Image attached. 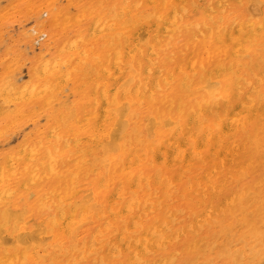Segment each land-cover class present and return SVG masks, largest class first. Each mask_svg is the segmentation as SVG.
Here are the masks:
<instances>
[{
    "label": "bare ground",
    "instance_id": "1",
    "mask_svg": "<svg viewBox=\"0 0 264 264\" xmlns=\"http://www.w3.org/2000/svg\"><path fill=\"white\" fill-rule=\"evenodd\" d=\"M53 1L32 5V32L41 54L29 71L30 85L15 93L29 92L27 98L44 100L51 109L57 97L50 84L68 78L79 81L70 93L77 100L67 94L56 103L60 112L47 129L36 131L17 153L2 158L0 227L9 222L16 226L8 236L3 235L6 228L0 229V264H207L210 252L226 250L225 264H264V206L257 218L255 211L249 212L257 203L254 192L238 187L251 167L232 170L241 151L245 155L262 144L264 125L258 122L264 91H248L246 86L255 84L251 78L261 70L264 0H83L76 19L70 10L54 8ZM147 2L152 5L145 6ZM89 16L84 27L80 22ZM231 29L245 35L246 54L238 53L239 44L233 51L221 50L213 68L202 64L197 71L196 56L186 66L198 44H207L206 52L210 43L222 46L233 35ZM100 41L103 47L97 49ZM80 71L97 72L103 79H77ZM258 80L264 83L263 77ZM9 87L0 85V95ZM90 88L93 96L88 95ZM42 91L45 97L40 98ZM145 103L151 109L147 116ZM91 151L95 163L85 169L93 168L94 181L78 189L80 172L88 164L84 158ZM54 179L67 182L64 194H57ZM32 194L37 196L36 208L52 207L49 220L34 231L26 225L25 209L13 210L17 205L9 201ZM219 196L223 199L214 208L211 203ZM47 198L52 199L49 206ZM197 205L200 209L195 210ZM241 224L249 233H240L233 243L234 228ZM205 227L215 230L198 240ZM248 234L254 245L231 250ZM182 237L187 244L174 245ZM221 241L227 242L216 252Z\"/></svg>",
    "mask_w": 264,
    "mask_h": 264
},
{
    "label": "rangeland",
    "instance_id": "2",
    "mask_svg": "<svg viewBox=\"0 0 264 264\" xmlns=\"http://www.w3.org/2000/svg\"><path fill=\"white\" fill-rule=\"evenodd\" d=\"M30 1V2H29ZM38 0H0V59L1 62L0 63V85H10L9 89H6L4 91V96H2V93L0 95V113L2 114V117H7L5 119H3L2 117H0V164L2 163L3 159L4 158L3 156H6V155H9V154H14V153H17L26 143L27 139H31L33 140L34 137H35V133L36 131L40 130V129H47L51 123H53L52 121H54V118L56 117V114H58L60 112V110H55L57 108V105L56 103L58 101H61V100H64L65 96L67 94H70L72 93L73 91V88H77V86H79V81H77L76 83H73L70 79L68 80H61V82H59L58 80L57 81H54L53 84L51 83L50 85L53 86L54 90H55V95L57 97V100L53 103L54 106L53 108H49L50 106V103H46L44 100L42 102H40V99H30V98H27V94L29 92H25V96H19L17 95L18 93H15L17 92L18 89L20 88H24L25 85L26 87L30 85L31 83V78L29 76V71H31L34 67H35V61L37 59V57L41 54L40 51L38 50V42L34 39V33L32 32V28L34 26V21H33V15L30 14V11H31V8H32V5H34L35 2H37ZM64 1V2H63ZM54 3V8L58 7L59 9H64V10H67L69 11L68 13L74 17L76 19V17L80 14L81 12V8H80V5H82L83 3V0H54L53 1ZM12 3V4H10ZM72 7H71V5ZM15 4V5H14ZM148 6V5H152L151 3L147 2L145 3V6ZM9 6V7H8ZM11 6V7H10ZM8 7V8H7ZM13 7V8H12ZM13 10H12V9ZM30 8V10H29ZM28 9V11H27ZM72 9V10H71ZM88 9V7H87ZM4 10V11H3ZM27 12H26V11ZM44 11V12H43ZM41 13H45V9L43 8L40 12V16H42V18L44 19L46 16V14H43L41 15ZM2 14V15H1ZM77 15V16H76ZM5 16V17H4ZM90 18L87 17L86 20L85 18L84 21L80 22V23H84V27H87L86 23H89L90 20H88ZM73 25L74 24V20L71 21L68 25ZM30 28V30H29ZM29 31H28V30ZM232 32L234 31V29H231ZM245 30V29H244ZM246 31V30H245ZM247 32V31H246ZM249 32V31H248ZM3 33V34H2ZM4 35V36H3ZM260 35L262 36L263 33L260 32ZM2 36V37H1ZM6 36V38H5ZM237 36V37H236ZM233 37V38H231ZM231 37H227L226 38V41L224 42V47L223 45L220 46V45H217L215 43H210L209 46L210 48H208L210 51L206 52L205 50V46L207 44H198V46L196 47L197 50H193L192 53L189 54V56L187 57V62H186V66H188L189 64V60L191 59V57H195L193 58V61L196 62V67L195 69L197 71H200V68H201V65L202 64H205L207 68H213L215 65H216V62L219 58V56H221V50H232L233 49L235 50L236 48H238L239 44H240V51L238 53L240 54H246L247 52H244L242 53L243 50H246L248 48V45L245 41V35L244 34H238V33H235L233 32V35ZM244 37V39H243ZM5 38L4 42H3V39ZM12 38V39H11ZM241 38V40H240ZM32 39L31 42H27V40H30ZM231 39H233V43L231 41ZM239 39V41L237 40ZM263 39V37H262ZM262 39H259L260 43H262ZM26 40V41H25ZM236 40V41H235ZM231 41V42H230ZM244 41V42H243ZM13 42V43H12ZM36 42V43H35ZM236 42H239V43H236ZM232 43V44H230ZM235 44V45H234ZM103 47V41H100L98 43V47L97 49H102ZM214 46V48L212 47ZM7 47V48H6ZM200 47V48H199ZM220 47V48H219ZM232 47V48H231ZM235 47V48H234ZM199 48V49H198ZM223 48V49H221ZM260 48H262L261 51H259L258 55H260L259 57V62H261L260 64L258 63V65L260 66L261 70H260V74H258V76H253L251 79L252 81L255 83L254 85H251V86H246V84L244 86H246L247 90L250 91L252 90L251 88H253V90H258V93L261 94L262 91H264V83L261 82L260 80H258L259 78L261 79V77L264 78V45L260 46ZM7 49L9 51H7ZM28 49V50H27ZM203 49L202 53H201V50ZM217 49V50H216ZM196 51V52H195ZM201 53V54H200ZM218 53V54H217ZM211 54V55H210ZM194 55V56H193ZM200 55V57H199ZM13 56V57H12ZM208 56V58H207ZM4 57V59L2 60V58ZM202 57V58H201ZM206 57V58H205ZM254 57V56H252ZM12 58V59H11ZM15 58V59H14ZM18 58V59H16ZM48 58V56L46 55L43 56V58L41 59V61H44ZM201 58V59H200ZM217 58V59H216ZM11 59V60H10ZM207 59V60H205ZM17 60V62H16ZM214 60V61H213ZM248 60V59H247ZM249 60H251V58H249ZM200 61V62H199ZM12 62V63H10ZM20 62H22L20 64ZM198 62V64H197ZM214 62V63H213ZM9 63L11 64L9 66ZM19 65L17 67V64ZM8 64V66H7ZM16 65V66H15ZM22 65V66H21ZM198 65V66H197ZM7 66V67H6ZM12 66V67H11ZM23 70H22V68ZM7 68H9V71L7 70ZM188 70H190L189 67H187ZM62 69H67V68H62ZM88 69H92V67H89ZM7 70V71H6ZM13 70V71H12ZM23 72H22V71ZM65 70H62V72H64ZM15 71V72H14ZM14 72V73H13ZM12 73L14 74L13 76L9 77V79H7L6 77L7 76H10L12 75ZM18 73V74H17ZM263 73V75H262ZM6 74V75H5ZM84 76L83 78H85V81L89 82V81H92L94 80L95 78H101L102 76H100L99 73L97 72H90V73H84V71H80L78 72V74H76V78L77 79H81L80 77L81 76ZM118 74H115L114 77H116ZM21 76V77H20ZM25 76V77H24ZM18 77H20L19 79H17ZM44 76L42 75L39 79H42ZM106 77V76H105ZM104 77V78H105ZM113 77V78H114ZM17 79V80H14ZM103 79V77H102ZM258 81H256V80ZM9 80V82L7 81ZM13 80V81H12ZM46 80V79H44ZM5 81H7V83H5ZM68 81V82H67ZM68 85H66V83ZM262 83V85H261ZM24 84V86H23ZM57 84H60V85H57ZM70 84V85H69ZM14 87H13V86ZM67 86V87H66ZM253 86V87H252ZM63 88V89H59V88ZM67 88V89H64ZM22 88V89H23ZM260 88H263L262 90ZM14 90V91H13ZM13 91V92H11ZM44 91V89H43ZM42 91V94L39 96L40 98L42 96L45 97L44 93ZM59 91V92H58ZM64 91V93H63ZM58 92V93H57ZM8 93H10L11 95H8ZM15 94V96H14ZM30 95V94H29ZM64 95V96H63ZM71 95V94H70ZM88 95H94V89L93 88H90L88 89ZM10 97V98H9ZM22 97V99H21ZM4 98H9V99H6V101L4 100ZM16 99V101H15ZM4 100V101H3ZM13 100V101H12ZM20 100V101H19ZM69 100H77L76 97H74L73 95L70 96ZM45 102V103H44ZM44 103V104H42ZM1 104L4 105V108H3V105L1 106ZM24 104V107L23 108H20L21 105ZM48 104V105H47ZM14 106V107H11V106ZM47 105V106H46ZM44 106H46L44 108ZM263 106V104H262ZM40 107V109H39ZM10 108H14V109H10ZM264 108V107H263ZM21 109V112L18 113V110ZM6 110V111H5ZM9 110V111H7ZM14 110V112L12 111ZM40 110V111H38ZM55 110V111H54ZM143 112L145 113V116H147L148 112L151 110L149 109L148 107V103H145L143 104V108H142ZM11 111V112H10ZM37 111V113H36ZM36 114H35V113ZM23 113V114H22ZM25 115V116H24ZM263 115V116H262ZM22 116V117H21ZM262 116V120L259 121L258 123L261 124V125H264V112L261 113L260 117ZM90 117L87 116L86 119H88ZM42 119V120H41ZM12 120V121H11ZM15 122H14V121ZM47 122V123H46ZM5 124V125H4ZM14 124V125H13ZM16 124V125H15ZM29 126H28V125ZM10 125V126H9ZM7 128H6V127ZM24 127V128H23ZM5 128V129H4ZM27 128V129H26ZM39 128V129H38ZM8 129V130H7ZM26 129V131H25ZM7 130V131H6ZM4 131V134H2ZM2 132V133H1ZM26 132V134H24ZM2 134V135H1ZM10 134V135H9ZM30 134V135H29ZM15 136V137H14ZM26 136V137H25ZM30 136V137H28ZM14 137V139H13ZM25 137V138H23ZM260 137H263L261 138L262 139V144H260L256 150L253 149V150H249L248 153H246L245 155L242 154V151L240 153V157L237 158L236 160V165L234 166V168L232 170H234L235 168L243 165V166H247V165H250V169H249V176L248 178L242 180L240 182V184L238 185V187H245L246 190L248 188H251V190H249V192H254V195L256 196V200H257V203H254V206L252 205L249 209V212L250 210L251 211H255L253 214H256L257 213V218L259 217V213L257 212L258 208L261 209L263 206H264V170L261 171V169H263V164H264V130L262 132V135H260ZM12 138V139H11ZM27 138V139H26ZM11 139V140H10ZM21 139V140H20ZM23 139V140H22ZM20 140V141H19ZM12 141V142H11ZM21 142V143H20ZM104 142V141H103ZM14 143V144H13ZM6 144V145H5ZM18 144V145H17ZM102 146V145H101ZM101 147L98 146L97 148V152L99 153L100 156L103 157L102 155V152L100 151ZM259 150V151H257ZM244 151V150H243ZM261 151V152H260ZM93 152L95 153V151L93 150ZM92 153L91 151V154L86 156L84 158V160H86L88 162V164H86L84 167H83V170H81L80 172V177L79 180H78V183H80V187L78 189H83L84 188V185L88 182H93L95 178V173L94 174H91V170L93 169L92 167L89 168V169H85L87 167H90L91 164L95 163V154ZM116 153V152H115ZM255 153V154H254ZM261 153V154H260ZM258 154V155H256ZM93 155V156H92ZM261 155V156H260ZM99 156V157H100ZM256 156V157H255ZM251 157V158H250ZM261 157V158H260ZM254 161H253V160ZM256 159V160H255ZM90 160V161H89ZM244 160V161H243ZM251 160V161H250ZM262 160V161H260ZM93 161V162H92ZM242 162V163H241ZM255 162V164H254ZM261 162V163H260ZM67 163H68V166L73 169L74 167V161L71 160L70 158H68L67 160ZM240 163V164H239ZM248 163V164H247ZM259 163H260V166H259ZM239 164V165H238ZM258 164V165H257ZM255 165V167H254ZM257 170H255V169ZM252 170V171H251ZM257 172V173H255ZM263 173V175H262ZM82 174V175H81ZM259 174V175H258ZM250 176H254L252 179L250 178ZM263 178H262V177ZM87 177V179H86ZM257 177V179H256ZM259 177V178H258ZM261 178V180H260ZM81 179V180H80ZM55 180V179H54ZM59 181L55 180L56 182V186L58 187V190L56 192H58L57 194L59 193H62L64 194L66 192V184L67 182L64 181L62 182L60 179H58ZM257 180V181H256ZM80 181V182H79ZM86 181V182H85ZM88 181V182H87ZM250 181V182H248ZM258 182V183H257ZM250 183V184H249ZM255 185H253V184ZM258 184V185H257ZM241 185V186H240ZM243 185V186H242ZM45 186H47V184H45ZM232 186V185H231ZM231 186H229V188H231ZM248 186V187H247ZM259 188H258V187ZM256 187V188H255ZM33 188V186L30 188L29 191H31V189ZM236 188V187H235ZM262 191H261V190ZM226 190V189H225ZM48 191V188L46 187L45 189V192ZM258 191V192H257ZM55 192V194H56ZM256 192V193H255ZM261 192V193H259ZM259 194V195H258ZM262 195V196H261ZM259 198H258V197ZM22 198V199H21ZM20 201L19 200H14L15 197H11V199L9 200L10 202H12L13 204H16L17 205V208L16 209H13V210H16V211H19L21 212L22 210V213H23V208L25 209V212L23 213L24 216H27V220H26V225L27 226H30V231H34L36 228H37V224L40 223V222H45L46 220H49L47 219V216H48V211L52 208H50L48 211L47 210H41V207L39 206V208H36L35 205V201L37 199V196L35 194H32V196H30L28 199H24V197H21ZM217 197V202H212L211 204L214 205V208H217L218 205L220 203H218L219 201H221L223 199V196L222 198ZM263 199V200H262ZM46 200H48V203L47 205L49 206L50 202L52 201V199L50 198H47ZM204 200V198H203ZM202 200V201H203ZM34 201V202H33ZM181 203L184 202V199L181 198ZM24 202V203H23ZM33 202V203H32ZM35 203V204H34ZM196 204V203H195ZM207 204H210V203H207ZM26 205V206H25ZM263 205V206H261ZM29 206V207H28ZM53 206H54V203H53ZM28 207V208H26ZM29 208H32L34 210V212H30V210H28ZM256 208V209H255ZM195 210H198L200 208H198V205L194 208ZM40 214H39V212ZM218 212V211H217ZM217 212H215L214 214V217L217 218ZM47 213V214H45ZM34 214H39L38 216L35 215L33 216ZM29 217V218H28ZM37 217V218H36ZM221 218V216L219 217ZM219 218L218 221H221ZM29 219V220H28ZM34 219V220H33ZM46 219V220H45ZM32 220V221H31ZM34 223V225H33ZM218 223V222H216ZM215 223V224H216ZM16 225L12 222H9L7 224V227H0L1 230L5 229L8 230L7 233L5 232L3 235H6L8 236L10 234V231H12V229L15 227ZM36 226V227H35ZM244 227V228H243ZM10 228V229H9ZM241 228V229H239ZM243 228V229H242ZM204 229V230H203ZM202 231H200V233L198 235H196L197 239H201L202 237H205L207 235H209L211 232H213L215 230V228L213 229H210L209 227H205L203 228ZM10 230V231H9ZM210 232H209V231ZM240 230V231H239ZM247 232H244L246 231ZM239 231V232H238ZM234 232H236L235 234V238H233V243L236 241V240H239L240 237L242 235H244L245 233H249V230L247 229V225H238L234 228ZM21 233L20 231H16L15 234H19ZM242 235H241V234ZM239 235V236H238ZM241 235V236H240ZM249 237H247L246 241H241V243H238V244H235L236 246L234 248H232L231 250H236V249H239L241 247H243L242 245H254L255 244V241L253 240L254 238H251V235L248 234ZM198 239V240H199ZM182 240V241H181ZM186 238H181L179 241H174V245H180L183 243V245H186L187 242L185 241ZM221 240V238L219 239V241ZM251 240V241H250ZM185 241V242H184ZM178 242V243H177ZM181 242V243H179ZM227 242V241H226ZM226 242L224 243V245L226 244ZM243 242V243H242ZM186 243V244H185ZM222 241L217 244L219 247L220 244L223 245ZM11 245V244H9ZM190 245V244H189ZM220 248L222 247H219V248H216V252H218L220 250ZM225 254V255H224ZM200 255H203V254H200ZM228 255H229V252L226 250V251H223L221 252L220 254H215L214 252H210L209 256H208V259L209 261L206 262L207 264H225L223 260H225L226 258H228ZM199 261H202V259H200ZM232 264H237L235 263V261L232 263Z\"/></svg>",
    "mask_w": 264,
    "mask_h": 264
}]
</instances>
